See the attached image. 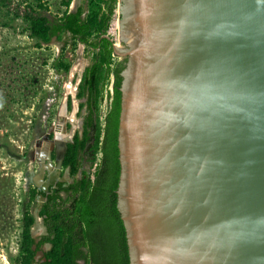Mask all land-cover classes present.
Returning a JSON list of instances; mask_svg holds the SVG:
<instances>
[{
	"label": "water",
	"instance_id": "obj_1",
	"mask_svg": "<svg viewBox=\"0 0 264 264\" xmlns=\"http://www.w3.org/2000/svg\"><path fill=\"white\" fill-rule=\"evenodd\" d=\"M116 6L129 264H264V0ZM56 144L53 171L51 148L47 181L42 169L34 181L43 191L60 180Z\"/></svg>",
	"mask_w": 264,
	"mask_h": 264
},
{
	"label": "trees",
	"instance_id": "obj_2",
	"mask_svg": "<svg viewBox=\"0 0 264 264\" xmlns=\"http://www.w3.org/2000/svg\"><path fill=\"white\" fill-rule=\"evenodd\" d=\"M71 2L61 0L63 10L51 13L47 3L36 0L25 4L21 14L14 13L23 19L24 34L34 40V47L42 54L48 51L50 57L52 38L60 41L69 32L74 44L84 45L90 64L82 73L76 95L86 98L88 113L81 134L75 131L66 143L61 164L60 175L67 169L71 181L57 180L47 191L28 186L23 194L17 254L10 257L12 264H129L116 194L120 174V73L125 59L113 54L114 41L107 35L117 0H82L74 11L69 10ZM0 5L10 9L9 0H0ZM64 49L53 58V67L67 73L71 60L65 59ZM42 62L45 64L46 58ZM111 77L110 101L100 118L104 86ZM44 98H39L36 109H41ZM67 105L69 109V99ZM38 196L44 198L38 216L45 233L35 240L31 235L35 222L32 209ZM45 244L49 248L43 251ZM39 252L41 261L36 258Z\"/></svg>",
	"mask_w": 264,
	"mask_h": 264
},
{
	"label": "rangeland",
	"instance_id": "obj_3",
	"mask_svg": "<svg viewBox=\"0 0 264 264\" xmlns=\"http://www.w3.org/2000/svg\"><path fill=\"white\" fill-rule=\"evenodd\" d=\"M35 1L9 0V10L0 5V264H12L10 257L17 254L24 192L29 185L35 186L34 181H38L37 173L40 169L44 170L43 179L47 181L46 157L53 148L54 157L50 165L55 164V152L58 147L55 141H67V137L74 130H79V115L75 117L77 121L65 123L63 118L61 124L56 126V112L65 94L75 86L79 77L81 67L78 66V71L68 81L72 65L80 58L82 63L89 60L84 46L80 43L74 44L66 36L57 41L58 43L50 42V57H47L48 51L42 54L34 47V40L23 32L25 22L14 13L21 14L25 4ZM43 1L48 4L51 13L63 10L61 0ZM75 2L76 0H72L70 6ZM107 35L114 44L121 46L117 6ZM67 43V46L63 45L66 46L64 55L65 59L71 60V66L67 73H62L54 69L53 58L64 48L62 44ZM45 58L47 62L44 64L42 61ZM42 95L45 97L42 107L36 109L35 105L39 103ZM73 102L76 103L77 99ZM107 105V102H101L100 116L106 111ZM70 111L67 110L68 115ZM58 127L61 128L59 133L63 135L57 134ZM57 135H60V138ZM51 170L53 171V168ZM60 173L61 167L57 178L71 181L66 170L62 175ZM41 203L37 198L32 209L33 215ZM40 219L38 216L33 225L38 236L43 234ZM47 249L48 244L43 246V250ZM36 258L40 260V252Z\"/></svg>",
	"mask_w": 264,
	"mask_h": 264
},
{
	"label": "crops",
	"instance_id": "obj_4",
	"mask_svg": "<svg viewBox=\"0 0 264 264\" xmlns=\"http://www.w3.org/2000/svg\"><path fill=\"white\" fill-rule=\"evenodd\" d=\"M80 4H81V0H76L75 4H73V5L76 9V7L79 6ZM85 52H86V56L89 58V60L85 63H82L81 58L77 59V62L75 64H73L71 67L72 70H70L68 81H70L72 79V77L76 74V72L78 71L77 70L78 66L81 67L79 69V72H78L79 77L76 80L75 86H73L72 89L65 94L66 95L64 98L65 100L63 99L62 103L59 105L57 112H56V122H55V125L58 126L57 124H61L63 118L65 119V123L77 121V120H75V117H76V115H79V118H78V124H79L78 132H79V134H81L84 118L86 117V115L88 113L86 105L84 104L86 102V98L85 97L78 98L76 96L77 92H78V89H77L78 84L80 82L82 73H83L84 69L90 64V56L88 55V52L86 50H85ZM78 54H80V53H78ZM68 99L70 100V108L69 109L71 110L69 115L67 114V110H69L68 105H67ZM76 99H77V102L76 103L73 102V100H76ZM82 103H83V106L79 109V105ZM60 127H58V129H57V131H58L57 134L61 135L62 133H59L61 130ZM75 131H77V130H74V132H72V134L69 137H67L66 142H68L72 139V136L75 133ZM57 137H59V135H57ZM52 166L54 167L55 164H53ZM45 171L47 173V170H45ZM42 172L44 173V170H42Z\"/></svg>",
	"mask_w": 264,
	"mask_h": 264
},
{
	"label": "built area",
	"instance_id": "obj_5",
	"mask_svg": "<svg viewBox=\"0 0 264 264\" xmlns=\"http://www.w3.org/2000/svg\"><path fill=\"white\" fill-rule=\"evenodd\" d=\"M111 90H112V77L110 79V82L104 86L103 98H102V101L101 102H103V103H106V102L109 103V101H110V95H111ZM102 116H100V118H102Z\"/></svg>",
	"mask_w": 264,
	"mask_h": 264
},
{
	"label": "flooded vegetation",
	"instance_id": "obj_6",
	"mask_svg": "<svg viewBox=\"0 0 264 264\" xmlns=\"http://www.w3.org/2000/svg\"><path fill=\"white\" fill-rule=\"evenodd\" d=\"M69 9H70V6H69ZM64 36H66V38H70V39H71V35L68 34V32H66ZM71 40H72V39H71ZM51 41H52V40H51ZM68 44H69V43H67V44H62V46H63V45H66V46H67ZM66 46H63V47H66ZM66 143H67V142H66ZM55 182H56V181H55ZM66 182H67V181H66ZM53 185H54V184H53ZM50 186H52V185H50ZM48 188H49V187H48ZM40 190L43 191V189H40ZM39 237H40V236H38V239H39ZM45 245H46V244H45ZM43 251H44V250H43ZM40 260H41V259H40Z\"/></svg>",
	"mask_w": 264,
	"mask_h": 264
},
{
	"label": "bare ground",
	"instance_id": "obj_7",
	"mask_svg": "<svg viewBox=\"0 0 264 264\" xmlns=\"http://www.w3.org/2000/svg\"><path fill=\"white\" fill-rule=\"evenodd\" d=\"M115 25V27H117V25H116V23L114 24ZM60 136V135H59ZM60 138V137H59ZM56 142V141H55ZM55 144V143H54Z\"/></svg>",
	"mask_w": 264,
	"mask_h": 264
}]
</instances>
